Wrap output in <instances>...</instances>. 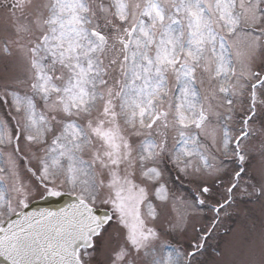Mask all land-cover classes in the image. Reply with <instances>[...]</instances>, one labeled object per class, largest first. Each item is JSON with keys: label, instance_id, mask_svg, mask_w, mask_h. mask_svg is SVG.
I'll use <instances>...</instances> for the list:
<instances>
[{"label": "snow or ice", "instance_id": "snow-or-ice-1", "mask_svg": "<svg viewBox=\"0 0 264 264\" xmlns=\"http://www.w3.org/2000/svg\"><path fill=\"white\" fill-rule=\"evenodd\" d=\"M0 13V60L19 69L0 79L3 264H202L237 200H264L249 147L264 161V0H0ZM208 213L186 247L167 239Z\"/></svg>", "mask_w": 264, "mask_h": 264}, {"label": "rangeland", "instance_id": "rangeland-1", "mask_svg": "<svg viewBox=\"0 0 264 264\" xmlns=\"http://www.w3.org/2000/svg\"><path fill=\"white\" fill-rule=\"evenodd\" d=\"M2 15L0 13V17ZM18 71L19 69L12 63L0 60V79L10 78L16 75ZM249 147L255 153V159L252 160L251 164L252 169L259 172L262 164H264L258 152L255 151L259 144L254 141ZM229 212L230 215L225 217L216 227V234L207 242V251L199 257V260L202 264H216L221 259L229 262L235 261L236 264H260L262 248H264V237H262V233H264V200L238 199L236 204L229 209ZM211 216V213L193 215L187 223L186 231L173 232L167 239L178 248L186 247L187 240L193 235L194 226L198 225V228L211 227ZM163 227L167 229V223L163 224ZM238 235L246 236L252 241L253 251L228 248L226 242L232 241ZM219 248L227 249V254L224 257L218 255Z\"/></svg>", "mask_w": 264, "mask_h": 264}, {"label": "water", "instance_id": "water-1", "mask_svg": "<svg viewBox=\"0 0 264 264\" xmlns=\"http://www.w3.org/2000/svg\"><path fill=\"white\" fill-rule=\"evenodd\" d=\"M64 198H67L68 200H65ZM72 200V197H69L67 195H62L60 197H45L42 200L34 201L29 205L28 211L33 210H39V209H50V210H56L60 207L65 206L67 203H70ZM98 214L103 215L104 213H101L98 211ZM0 264H3L2 259H0Z\"/></svg>", "mask_w": 264, "mask_h": 264}]
</instances>
